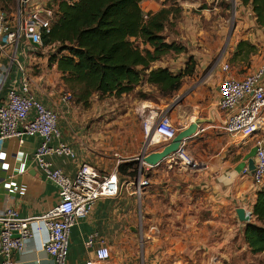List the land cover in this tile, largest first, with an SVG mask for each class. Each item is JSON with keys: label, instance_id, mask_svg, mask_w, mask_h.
<instances>
[{"label": "crops", "instance_id": "obj_1", "mask_svg": "<svg viewBox=\"0 0 264 264\" xmlns=\"http://www.w3.org/2000/svg\"><path fill=\"white\" fill-rule=\"evenodd\" d=\"M157 1L163 3L165 0H147L149 9L145 8L146 14L155 13L161 9ZM145 10L143 8V11ZM202 11V14L207 13L205 9ZM184 15L186 17L173 28V31L171 30L172 33L167 30L165 34L169 43L183 45L189 53L167 56L154 63L153 70L165 68L174 75H178L186 69L188 63L186 56L212 58L217 55L214 47L197 37H252L249 33L245 34L244 30L241 31L242 26L239 22L227 29L222 26L223 20L220 18L202 19L201 14L191 17L188 16V12ZM9 23H12V20ZM185 37H195V39L189 41ZM194 42L200 46L202 44L203 49H195L197 44L194 45ZM252 42L258 46L257 43ZM6 49L0 65V80L8 75L4 91L14 80L20 79L22 74L18 69L21 66L25 75L31 80V91L36 99L47 108L59 113L61 140L71 145L76 152L74 159L64 156L51 157L54 167L62 170L69 177H75L80 167L86 163L95 167L102 175L116 174L121 180L122 187L117 197L97 201L89 215L79 220L72 228L68 264L96 263L95 252L99 247V239L105 241L111 252L110 261L102 264H172L174 258L172 245L168 247V243L148 240L149 234L160 232L163 228L158 225V213L165 215L166 233L172 229L173 225L167 220V212L161 213L148 206L149 198L154 200L156 195H149L147 192L139 195L136 191V180L119 176L118 173L122 163L138 161L146 144L143 133L144 123L151 115L163 112L159 110L163 109L165 99L161 98L158 89L145 81L133 92L119 98L111 96L99 100V95H94L89 108L73 102L66 106L62 102L66 92L62 74L58 71L57 65L50 66L49 58L37 56L42 47L23 44L16 51V61L10 59L15 53V47L9 45ZM235 51L236 48L232 49V53ZM209 60H206L207 63ZM225 63L227 62L223 61L222 65ZM255 63L251 69L257 68V61ZM200 64L201 61L192 77L185 78L182 89L190 91L186 97V104L190 100L194 101V96L196 97L195 109H199L201 121L197 132L198 138L194 137L185 143L183 159L187 157L188 160H194L190 154L194 148L193 145H198V140H201V145L203 141H216L220 144L217 153L203 162L206 173L207 170L215 171L212 175L213 181L204 187L215 188L224 193L225 198H221V201L223 200L226 206L235 207L234 216L245 229L246 225L239 221L237 209L244 208L247 212L253 213L259 191L257 192L255 187L252 173H246L244 170L252 160L254 161L257 141H264V127L255 135L241 138L230 137L223 130L226 115L218 107V91L216 92L218 98L210 101L207 99L209 89L205 87V78L195 82L197 76H200ZM250 71V73L254 72ZM248 74L239 76L230 73L237 79H242ZM139 92L149 98H140ZM199 100L201 101L198 102ZM3 101L4 97L1 95L0 105ZM197 116L194 113L191 122L182 130L187 129ZM220 135L227 136L226 142L223 143ZM190 140L196 141L192 143ZM189 141L191 145L187 148ZM40 143L41 140L35 137H24L22 140H0V210L13 207L20 218L27 219L42 216L57 204L58 186L43 177L33 161ZM158 150H160L158 147H149V152ZM143 170L152 187L153 182H157L156 178L169 172L165 166L163 169L162 163L155 167L144 166ZM198 180L200 181L196 184L201 188V175ZM254 220L253 217L251 222ZM96 234L99 235V239L94 241L92 247H87L90 237ZM127 234L130 236L127 237ZM45 237L46 231L34 233L25 243L23 251L13 255L15 264H54L52 257L42 249L41 245Z\"/></svg>", "mask_w": 264, "mask_h": 264}, {"label": "built area", "instance_id": "obj_2", "mask_svg": "<svg viewBox=\"0 0 264 264\" xmlns=\"http://www.w3.org/2000/svg\"><path fill=\"white\" fill-rule=\"evenodd\" d=\"M17 11L15 23L0 11V65L6 46L13 45L15 53L10 58L16 61L20 46L27 43L42 47L44 33H49L55 18V10L50 7L51 0H16ZM73 3L75 0H66ZM5 39V41H4ZM22 74L6 87L4 101L0 105V140L35 137L41 140L33 161L43 177L51 180L59 188V200L52 210L39 217L23 219L17 210L7 207L0 210V264H15L13 255L24 249L25 243L34 233L46 231L42 241V249L52 257L54 264H68L70 235L72 228L79 220L86 218L93 206L100 199L117 197L121 191V180L116 174L102 175L95 167L83 164L75 177H69L62 170L56 169L51 162L53 156H64L74 159L76 152L71 145L62 142L59 127L60 115L57 111L44 106L31 91V80ZM225 77L218 84L219 109L226 115L223 130L233 137L255 135L264 127V66L237 79L230 75L232 67L229 63L222 65ZM8 75L0 80V96ZM64 105L72 104V94L65 92L62 98ZM145 139L149 147L164 148L178 135L168 114L156 113L144 123ZM57 141V144L55 142ZM182 157L181 154H176ZM255 169L252 173L257 190L264 188V141L258 140L254 155ZM190 163V162H188ZM151 186L143 169L140 168L136 191L142 195ZM18 235V237H15ZM99 235H93L87 242L92 247ZM97 262L107 263L111 252L104 240L99 239V247L95 252Z\"/></svg>", "mask_w": 264, "mask_h": 264}, {"label": "trees", "instance_id": "obj_3", "mask_svg": "<svg viewBox=\"0 0 264 264\" xmlns=\"http://www.w3.org/2000/svg\"><path fill=\"white\" fill-rule=\"evenodd\" d=\"M177 1L166 0L159 11L144 14L142 0H52L50 7L56 19L50 32L43 34L42 48L57 49L49 64L57 65L73 103L89 108L94 95L98 94L99 100L119 98L145 81L158 89L161 98H174L185 78L196 72L193 57L178 75L165 68L153 70L152 66L172 54L188 53L185 46L169 43L165 34L181 18V10L175 9ZM241 2L252 9L257 25L264 27V0ZM0 5L5 8L4 3ZM257 53L256 45L242 40L232 62L250 63ZM139 171L138 161L122 163L118 168L119 176L134 181ZM253 216L255 221L246 224L243 240L249 253L257 256L264 253V188L257 193Z\"/></svg>", "mask_w": 264, "mask_h": 264}, {"label": "rangeland", "instance_id": "obj_4", "mask_svg": "<svg viewBox=\"0 0 264 264\" xmlns=\"http://www.w3.org/2000/svg\"><path fill=\"white\" fill-rule=\"evenodd\" d=\"M0 2L5 4V8L3 9H1L2 6L0 5V11L2 10V12L6 13L10 20H12V23H15L14 16L17 11V1L0 0ZM164 2L159 3L157 1L161 5V9ZM147 3V0H142L144 10L145 8L149 9ZM175 9L181 10V18L177 21L176 25L183 21V18L186 17L184 13L188 12V16L191 17L195 16V14H198V16L201 14L202 19L206 17H211L212 19L220 18L223 20L222 26L227 29L234 23L239 22L242 26L241 31L244 30L245 34L249 33L252 36L197 37L200 40L207 41L217 51V55L212 58L193 57L196 66L201 61L199 66L200 76H197L195 82H198V79L200 81L205 78V87L209 89L207 91V99H210V101L218 98L216 97L218 96L216 94L218 91L217 85L226 76L221 70L223 61L229 63L232 67L231 72L239 76H243L250 73V70L255 71L257 68L264 66V27L257 25L252 9L243 6L241 0H178ZM203 9L207 13L202 14ZM143 12L146 14V10ZM170 30L173 31V27ZM172 31H169V33H172ZM185 38L189 41L195 39V37ZM239 40L254 41L258 45V53L251 58L250 63L239 60L232 62L234 57L232 49L236 48ZM194 43V45L197 44L196 42ZM203 47L202 44L201 46L197 44L195 49L199 48L202 50ZM56 50L51 47L42 48L37 56L50 59V56ZM186 59L190 60L191 57L186 56ZM208 59L210 60L207 63ZM255 61L258 63L257 68L251 69ZM182 89L183 87L175 94L174 98L165 99L163 109L159 110L171 117L179 132L191 122L194 113L198 115L197 118H199L200 114L199 109H195L197 107L196 97L194 96V101L190 100L186 104V97L190 94V91ZM197 118L195 121H200V118ZM143 133L145 136L144 126ZM194 137L198 138L197 134L192 138ZM219 137H222L223 143L226 142V135H220ZM190 141L193 143L196 140ZM190 141L187 144V148L191 145ZM219 145L216 141H203L201 145V140H198V145H193L194 148L190 154V157L194 159L193 161L188 160L187 157L183 159L177 155L168 157L162 164L163 169L165 166L169 172L164 176L160 175L156 178L155 181L157 182H153V187L145 189L142 193V195L146 192L149 195H156L154 200L149 198L147 202L148 206L157 209L161 213L167 212L168 223L173 225L172 229L166 233L164 229L167 225L165 215L158 213V225L163 228L160 232L149 234L148 238L149 241L168 243V247L172 245L174 249L172 264H264V253L257 256L249 253L243 240V226L237 222L234 216L235 207L226 206L223 200L221 201V198H225V195L218 189L204 187L213 181L212 175L215 171L207 170L206 173L203 162L217 153ZM185 147L186 144H184L183 150H185ZM200 175L201 188L196 184L197 181H200L198 180ZM160 216H162L161 219ZM253 222L250 221L249 223ZM243 224L246 225L248 223ZM129 236L127 234V237Z\"/></svg>", "mask_w": 264, "mask_h": 264}, {"label": "water", "instance_id": "obj_5", "mask_svg": "<svg viewBox=\"0 0 264 264\" xmlns=\"http://www.w3.org/2000/svg\"><path fill=\"white\" fill-rule=\"evenodd\" d=\"M34 45L40 47L38 44ZM200 123L201 121L199 120L193 122L187 129L180 131L171 143L158 151L149 152V145L146 142L144 151L138 159L139 167L141 169L144 166L155 167L172 155L181 154L183 156L184 144L197 134ZM249 169L250 171L255 169V162L253 160L250 162ZM237 216L242 223H249L250 218L254 217L252 212H247L244 208L237 209ZM15 237H18V235H15Z\"/></svg>", "mask_w": 264, "mask_h": 264}, {"label": "bare ground", "instance_id": "obj_6", "mask_svg": "<svg viewBox=\"0 0 264 264\" xmlns=\"http://www.w3.org/2000/svg\"><path fill=\"white\" fill-rule=\"evenodd\" d=\"M249 136H251V135H249ZM182 158H183V156H182ZM251 219H252V218H250V221H251Z\"/></svg>", "mask_w": 264, "mask_h": 264}]
</instances>
